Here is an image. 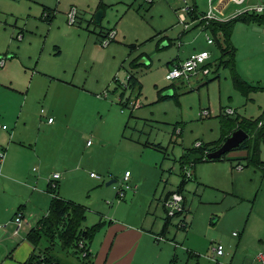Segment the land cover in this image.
Segmentation results:
<instances>
[{
    "label": "rangeland",
    "instance_id": "rangeland-1",
    "mask_svg": "<svg viewBox=\"0 0 264 264\" xmlns=\"http://www.w3.org/2000/svg\"><path fill=\"white\" fill-rule=\"evenodd\" d=\"M253 1H260L256 7L264 5V0H248L219 12L211 0H0V123L5 122V110L17 118L31 106V116L43 122V131L49 118L70 125L69 132L58 135L52 151H43L47 138L41 134L38 154L46 163L43 171L36 162L30 163L25 178L17 172L16 179L32 180L31 188L38 192L56 171L64 180L68 175L70 181L63 188L64 180L58 184L60 196L87 208L84 227L91 228L103 224L101 216L111 213L112 204L113 208L131 204V191L118 198L116 190L127 171L142 183L133 213L152 216L159 206L163 225L168 215L161 201L177 193L185 178L181 194L186 212L172 218L166 231L174 247L170 262L197 264L191 259L193 252L200 264H215L209 258L213 244L219 242L229 262L235 258L242 263L252 251L253 257L258 255L257 249L264 245L260 240L264 239V141L261 167L250 164L244 152H230L214 162H195L190 154L200 144L221 140L224 119L240 116L264 122V22H247L258 14L256 7L246 8ZM195 7L199 15L211 12L215 21L239 19L231 43L237 74L255 88L248 96L236 89L232 68L219 65L218 45L208 44V38L215 41L213 33L187 14ZM203 51L211 54L208 76L167 79L179 61ZM132 74L139 82L135 90L128 87ZM0 148V210L2 219L9 217L0 223L7 235L0 231V242L11 245L15 222L10 218L20 207L12 213L22 188L3 184L2 168L8 158L3 131ZM31 150L27 144L18 159L27 161ZM111 181L116 183L107 187ZM152 193L155 200L147 196ZM42 198L44 207L34 206L46 212L51 197L42 194ZM182 221L187 230L179 228Z\"/></svg>",
    "mask_w": 264,
    "mask_h": 264
},
{
    "label": "crops",
    "instance_id": "crops-1",
    "mask_svg": "<svg viewBox=\"0 0 264 264\" xmlns=\"http://www.w3.org/2000/svg\"><path fill=\"white\" fill-rule=\"evenodd\" d=\"M248 0H211L212 4L216 3V8L219 12H223L225 8H229L232 5H244ZM260 1L252 2L248 4L246 8L251 9L256 7ZM213 11V9H211ZM250 11V10H249ZM220 21V20H217ZM225 22V21H220ZM180 63V61L178 62ZM65 84H68L65 82ZM31 106H29L26 110L19 113V116L12 117L8 110H5V122L4 125H8L9 129L7 131H3L5 134V145L8 152L7 162L5 166L2 168L3 179L6 181L3 182L4 186L7 185H19L22 190L17 191L15 188L12 190L15 193H19L18 202L16 206L12 208V213L15 211V208L18 207V210L14 214L11 221L15 222L16 216L18 213H21L24 217V226L18 235H15V230L11 235L15 242L11 245L9 242H0V264H26V262L30 259L31 255L33 254L34 247L27 241V235L29 231L36 225V223L43 218L49 211L52 196L48 193V187L50 185L49 181L53 179L54 174H60L61 178L57 181V184H62V180H64V176L56 171L52 175L48 177L47 180L43 181L42 190L39 189L36 192L31 186L32 180L24 179L23 181H19L16 179L17 172H23L24 175L21 177L25 178L26 172L30 171L31 167L26 170V167L30 163L36 162L43 171L44 166L42 161V156L38 154V145L40 143V136L41 134H46L43 138H47L43 143L45 147H43V151H52L54 143L58 141V135L63 133L64 131H70V125H66L64 121L57 122L53 121L52 123L49 122L51 118L47 120V124L45 126V130L43 131L42 128L43 122L38 121L37 116H31ZM53 112V111H52ZM41 117L46 116V112L42 110ZM54 113V112H53ZM48 114V113H47ZM50 114V113H49ZM29 116H31L33 122L29 121ZM24 117V118H23ZM26 118V119H25ZM89 143V142H88ZM87 147H90L88 145ZM29 144L31 151V156L27 158V161H20L18 159V154H20L26 145ZM31 166V165H30ZM35 173L39 170L38 168L33 169ZM70 172V171H68ZM129 172V171H127ZM126 172V173H127ZM32 178V177H31ZM34 178V177H33ZM92 179H97L93 178ZM125 178V177H124ZM133 174H131L129 183L132 186L130 198L131 204L125 205L120 203L117 205L116 208H113L111 213L101 216V222L103 223V228L101 231L96 235L95 239L90 248V263L84 261L83 263H78L74 258L65 257L63 256V260L67 264H169L173 254V244L168 242L167 235L164 233L165 231V224L164 219L160 215V208L159 206L156 207V212L151 216L149 212L139 213L135 215L133 212V205L134 202L138 199L142 191L138 190L142 183L138 182L137 179L132 180ZM70 181L69 176L65 178L63 181V185H66ZM47 184V185H46ZM60 190V185L58 186ZM11 190V189H10ZM11 190V191H12ZM33 191V192H32ZM42 194L48 195L51 197L50 201L48 202V210L43 212V209H39L40 201L45 200L46 198H42ZM60 194V193H59ZM147 194V196H153L152 200H155V193ZM173 194V193H172ZM172 194H168L167 197L164 198L162 202V206L164 207V202L167 198H169ZM62 197V196H60ZM64 200L73 202L75 204L81 205L78 202H75L71 199L64 198ZM153 201L150 203L149 211L153 206ZM38 207H36V206ZM97 205V203L95 204ZM83 206V205H82ZM44 207V206H42ZM86 208V207H85ZM97 208V206H94ZM124 208H127L124 212ZM39 210V211H38ZM165 210V208H164ZM3 210H0V223L9 221V217L2 219ZM88 211V210H87ZM166 211V210H165ZM40 212V214H39ZM43 212V213H42ZM88 213V212H87ZM39 214V215H38ZM185 214V213H184ZM181 214V215H184ZM178 215L177 217L181 216ZM4 220V221H2ZM35 220V222H34ZM147 224L150 227H147ZM97 225V224H96ZM5 228L7 227V223H5ZM180 229L187 230L189 228L188 224L185 221H182L179 225ZM30 229V230H29ZM25 230V231H24ZM5 235V230H1ZM25 233H24V232ZM7 232V231H6ZM22 232L24 233V237H21ZM9 235L10 233L7 232ZM7 236V235H5ZM234 237H238L234 235ZM2 240H5L3 238ZM261 243L264 242V239H260ZM216 244H222L221 242ZM215 243L213 246L216 245ZM212 246V247H213ZM258 255L256 254L253 257V252L250 253V256L245 259L242 263L240 260H235L232 258L229 262L228 253H226L223 257H216L214 254L212 257L209 258V261L215 264H220V259H224L223 264H264V245L259 246ZM191 259L192 261H196L197 264L199 256L193 252H191ZM227 257V258H226ZM173 263V260L171 261ZM170 262V264H172ZM229 262V263H228Z\"/></svg>",
    "mask_w": 264,
    "mask_h": 264
},
{
    "label": "trees",
    "instance_id": "trees-1",
    "mask_svg": "<svg viewBox=\"0 0 264 264\" xmlns=\"http://www.w3.org/2000/svg\"><path fill=\"white\" fill-rule=\"evenodd\" d=\"M189 16L193 22H199L205 30H210L213 33L215 38L214 43L216 42L218 45L222 56L219 65L221 67L232 68L236 89L245 96L252 93L255 88L239 77L234 66L235 49L231 43V36L235 24L239 19L227 22L215 20L209 22L201 21L200 17L204 16V14L199 15L196 7L192 9ZM253 21L264 22V14H254L250 19L247 18L248 23ZM207 67H210V65L208 64ZM138 84L139 82L136 76L132 74L128 79L129 89L135 90ZM168 97L170 96L163 98ZM238 130L245 131L249 135V139L238 149L231 152H244L247 155L246 160L250 164L256 167L263 166L260 157V147L264 141V122L261 119L248 120L240 116L233 120L229 118L224 119L221 121V140L213 145L200 144V146L193 148L190 154L196 157L195 162L209 161L207 156L218 150ZM224 157L217 161H222ZM185 184L186 179L184 178L177 193H182ZM48 193L52 196L49 211L36 223L27 235V241L34 247V251L26 264H67L64 262L63 256L74 258L78 263H83L84 261L90 263L91 245L96 235L103 228V225L98 224L91 228L84 227L87 220V208L60 197L58 184L56 188H52L49 185ZM170 220L171 218L169 217L166 219L164 233L167 231ZM84 253H87L86 257H83Z\"/></svg>",
    "mask_w": 264,
    "mask_h": 264
},
{
    "label": "built area",
    "instance_id": "built-area-1",
    "mask_svg": "<svg viewBox=\"0 0 264 264\" xmlns=\"http://www.w3.org/2000/svg\"><path fill=\"white\" fill-rule=\"evenodd\" d=\"M191 11L192 9L188 8L187 14L189 15ZM254 11L257 12L258 14H264V5L254 8ZM75 15H76V11H73L69 14L71 24L74 23ZM180 19H181V22H183V24H186L185 23L186 17L184 14H181ZM200 20L209 22V21L216 20V19L213 17L212 13L209 12L208 14L200 17ZM109 42L110 41L108 40V42H106V45L109 44ZM208 44L213 45L214 41L208 38ZM210 57H211V54L208 51H203L201 53L193 54L186 61L176 64L174 68L171 71H169L167 75V79L170 81H177V80L189 79L197 74L208 76L210 73V69L209 67H207V65L210 60ZM49 122L52 123L53 120L50 119ZM8 129L9 127L7 125L0 123V131H7ZM88 145H91V142H89ZM2 159H3V152L0 148V165L2 163ZM0 175H1V171H0ZM130 176H131L130 172H127L125 174L124 184L122 185V187L116 188L118 198L125 197L126 193L133 189L132 186L129 184ZM91 177L98 178L94 174H91ZM188 177H190V174L188 175ZM60 178H61L60 174H54L53 179L49 181L50 186L52 188H56L57 181ZM184 201H185V198L180 193H173L169 198L165 200L163 205H164V208L169 218L171 219L175 218L178 215L184 214L186 212ZM15 225H16L15 235H18L24 226V217L21 213L17 214L16 219H15ZM81 246L83 247V245ZM212 252L216 257H223L226 254L225 247L222 244H216L215 246H213ZM86 256H87V253H84L83 257H86ZM262 260L264 259L262 258Z\"/></svg>",
    "mask_w": 264,
    "mask_h": 264
},
{
    "label": "water",
    "instance_id": "water-1",
    "mask_svg": "<svg viewBox=\"0 0 264 264\" xmlns=\"http://www.w3.org/2000/svg\"><path fill=\"white\" fill-rule=\"evenodd\" d=\"M102 19H103V14L101 12H99L96 15V23L98 25H100L102 22ZM248 139H249V135L245 131L238 130V131L234 132L218 150L210 153L207 156V159L209 161L220 160L225 155L230 153L231 151L238 149ZM115 183H116V181H111L107 184V187H109Z\"/></svg>",
    "mask_w": 264,
    "mask_h": 264
}]
</instances>
